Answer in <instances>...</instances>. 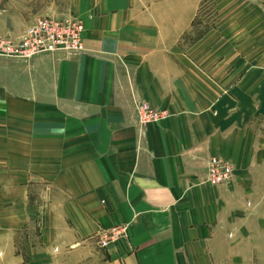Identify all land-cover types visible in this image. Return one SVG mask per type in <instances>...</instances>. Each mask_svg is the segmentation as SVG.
<instances>
[{
    "label": "crops",
    "instance_id": "1",
    "mask_svg": "<svg viewBox=\"0 0 264 264\" xmlns=\"http://www.w3.org/2000/svg\"><path fill=\"white\" fill-rule=\"evenodd\" d=\"M19 1L39 6L0 8L1 35L69 17L83 50L0 58V202L15 230L0 263L70 250L72 264H264V0H214V28L193 42L206 0ZM140 102L168 116L140 128ZM213 156L229 183L205 182ZM35 181L44 248L22 253L16 211ZM120 225L97 250L95 233Z\"/></svg>",
    "mask_w": 264,
    "mask_h": 264
},
{
    "label": "built area",
    "instance_id": "2",
    "mask_svg": "<svg viewBox=\"0 0 264 264\" xmlns=\"http://www.w3.org/2000/svg\"><path fill=\"white\" fill-rule=\"evenodd\" d=\"M83 25L77 19H54L44 17L29 25L18 37L0 35V57L29 61L37 56L52 53L76 54L83 50L81 34ZM137 123L140 128L163 120L166 112L158 111L145 102L135 105ZM233 169L229 162L220 157H210L206 166L205 182L220 186L229 182ZM125 228L105 231L99 238L101 248L108 247L124 234ZM122 233V234H121ZM121 234V235H120Z\"/></svg>",
    "mask_w": 264,
    "mask_h": 264
},
{
    "label": "rangeland",
    "instance_id": "3",
    "mask_svg": "<svg viewBox=\"0 0 264 264\" xmlns=\"http://www.w3.org/2000/svg\"><path fill=\"white\" fill-rule=\"evenodd\" d=\"M32 4L35 7L39 6V3H32V2H28V1L25 2V1H19V0H0V8L6 9V10L18 9V8H22V7H25L27 5H32ZM49 5H50V3H46L47 7ZM61 7H62V5H61ZM214 10H215L214 0H206L200 5L199 11H198V19L196 21L194 29L190 32V38H191L192 42L194 39L200 38V36H203L204 34H206L207 32H209L210 30H212L214 28ZM44 17H46V16H37V17L29 20L28 22L34 23L36 20H38L40 18H44ZM1 36L7 37L9 35H1ZM0 175H2L3 177L6 178L7 173H3ZM31 180H35V179H31ZM229 182H227V183H229ZM227 183H225V184H227ZM40 190H42V187L39 186L38 181H35V183L32 184V186L30 188L32 208L27 210V211H16V212H20V213H18V215L16 214V217H18V219L20 220V224L22 225V227H20V230L22 232H18V234L16 236V238H17L16 248L22 253L26 249V242L25 241H31L32 247L35 248L36 250H38L40 248H44L43 244L41 245V237L40 236L42 235V233L39 231L41 230L40 226L42 225V219H44V216H45L44 212L46 214L44 207H45V202H46L47 198L44 197L43 193H40ZM1 204L2 203L0 202V208H1L0 209V241L2 240V238H1L2 236L5 235V238H6L8 229H11L12 233L15 231L10 227H7V226L3 227L4 223H2V222H6V215L3 212L5 210L2 209ZM47 212H48V210H47ZM114 228H117L119 231L120 228H125V226L120 225V226L110 227L107 229H100L99 231H97L95 233L94 238H95V242L97 245L96 246L97 250L107 249L110 245L114 244L118 238H120L121 236H123L125 234V233L124 234L121 233L122 234V235L120 234L121 236H119V234H118L116 237L117 239H115V241L113 243H111L106 248H101L99 246V241H98L100 236L105 231H109V230L114 229ZM4 243L5 242H0V257H1V253H2L1 246ZM66 250H68V249H66ZM54 252L58 253V251L56 249L54 250ZM53 258L48 261V264H72L73 263V258L70 255V250L65 252L64 257L58 263H55V261H54L55 259H53ZM28 260L30 262V259H28L25 255H23L22 262H20L18 264H27ZM1 262H2V264H6L5 261H1ZM38 264H44V263H38ZM79 264H82V263H79Z\"/></svg>",
    "mask_w": 264,
    "mask_h": 264
}]
</instances>
